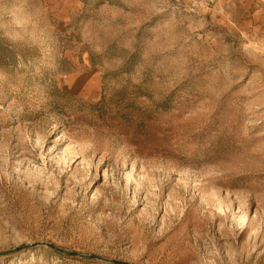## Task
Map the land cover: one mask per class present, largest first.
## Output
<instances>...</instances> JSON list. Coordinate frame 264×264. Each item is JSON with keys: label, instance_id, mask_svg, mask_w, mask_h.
<instances>
[{"label": "rangeland", "instance_id": "1", "mask_svg": "<svg viewBox=\"0 0 264 264\" xmlns=\"http://www.w3.org/2000/svg\"><path fill=\"white\" fill-rule=\"evenodd\" d=\"M0 264H264V2L0 0Z\"/></svg>", "mask_w": 264, "mask_h": 264}, {"label": "crops", "instance_id": "2", "mask_svg": "<svg viewBox=\"0 0 264 264\" xmlns=\"http://www.w3.org/2000/svg\"><path fill=\"white\" fill-rule=\"evenodd\" d=\"M217 10H251L257 7L261 0H215ZM264 2V0H262Z\"/></svg>", "mask_w": 264, "mask_h": 264}, {"label": "built area", "instance_id": "3", "mask_svg": "<svg viewBox=\"0 0 264 264\" xmlns=\"http://www.w3.org/2000/svg\"><path fill=\"white\" fill-rule=\"evenodd\" d=\"M206 1H210V0H206ZM212 1V0H211Z\"/></svg>", "mask_w": 264, "mask_h": 264}]
</instances>
